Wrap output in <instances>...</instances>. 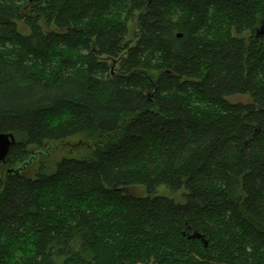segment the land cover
I'll use <instances>...</instances> for the list:
<instances>
[{"label":"trees","instance_id":"1","mask_svg":"<svg viewBox=\"0 0 264 264\" xmlns=\"http://www.w3.org/2000/svg\"><path fill=\"white\" fill-rule=\"evenodd\" d=\"M263 22L264 0H0V264H264ZM78 136L90 158L28 175Z\"/></svg>","mask_w":264,"mask_h":264},{"label":"rangeland","instance_id":"2","mask_svg":"<svg viewBox=\"0 0 264 264\" xmlns=\"http://www.w3.org/2000/svg\"><path fill=\"white\" fill-rule=\"evenodd\" d=\"M21 26V25H20ZM129 28V38H132V34L135 30V25L133 23L128 24ZM231 102L237 103H249L250 99L247 96H236L230 99ZM94 142L92 140L86 139L85 137L78 136L75 138L67 139L63 142L57 143L55 145L47 144L44 148L40 149L42 155H47L46 157L40 156V158L35 162L31 168L28 169V175H33L37 170L41 162H46L49 169H52L56 162H59L64 157L75 158V159H85L90 158L94 151ZM5 171L4 167H0V174ZM129 194L136 196H146V192L141 187L130 188L127 191ZM157 195L160 197H165L174 200L177 203H184V191L179 193H172L166 187H159L157 189Z\"/></svg>","mask_w":264,"mask_h":264},{"label":"water","instance_id":"3","mask_svg":"<svg viewBox=\"0 0 264 264\" xmlns=\"http://www.w3.org/2000/svg\"><path fill=\"white\" fill-rule=\"evenodd\" d=\"M264 36V22L257 30V37H263ZM16 144V139L13 134L11 133H0V165L4 164L7 158V155L10 151V149ZM9 173L12 172V170H8ZM191 239H202L203 237L197 233L190 236Z\"/></svg>","mask_w":264,"mask_h":264}]
</instances>
